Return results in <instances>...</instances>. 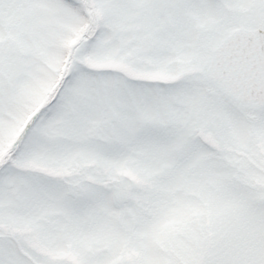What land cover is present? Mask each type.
<instances>
[{"label": "snow or ice", "instance_id": "obj_1", "mask_svg": "<svg viewBox=\"0 0 264 264\" xmlns=\"http://www.w3.org/2000/svg\"><path fill=\"white\" fill-rule=\"evenodd\" d=\"M0 264H264V0H0Z\"/></svg>", "mask_w": 264, "mask_h": 264}]
</instances>
